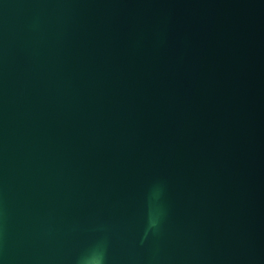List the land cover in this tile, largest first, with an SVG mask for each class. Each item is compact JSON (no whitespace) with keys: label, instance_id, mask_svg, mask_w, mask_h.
Returning <instances> with one entry per match:
<instances>
[{"label":"water","instance_id":"obj_1","mask_svg":"<svg viewBox=\"0 0 264 264\" xmlns=\"http://www.w3.org/2000/svg\"><path fill=\"white\" fill-rule=\"evenodd\" d=\"M0 264H264V0H0Z\"/></svg>","mask_w":264,"mask_h":264}]
</instances>
